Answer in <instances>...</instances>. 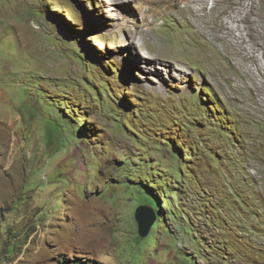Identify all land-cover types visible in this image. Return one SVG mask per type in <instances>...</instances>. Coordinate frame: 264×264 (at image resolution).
<instances>
[{
  "label": "rangeland",
  "instance_id": "1",
  "mask_svg": "<svg viewBox=\"0 0 264 264\" xmlns=\"http://www.w3.org/2000/svg\"><path fill=\"white\" fill-rule=\"evenodd\" d=\"M143 1L0 0V264H264V0ZM110 60L118 106L91 76ZM193 173L217 210L198 214ZM136 182L163 215L146 236Z\"/></svg>",
  "mask_w": 264,
  "mask_h": 264
},
{
  "label": "trees",
  "instance_id": "2",
  "mask_svg": "<svg viewBox=\"0 0 264 264\" xmlns=\"http://www.w3.org/2000/svg\"><path fill=\"white\" fill-rule=\"evenodd\" d=\"M74 12H75V10H74ZM75 13H77V11ZM76 16H77V14H76ZM77 19H79L78 16H77ZM111 66H114L115 67V71H113V69L111 68ZM90 67H92V65H90ZM100 70L101 71H99V76H96L94 73L91 72V76L94 78L95 83H97L99 80H102L104 82L102 84L105 85V86H103V85L99 86L98 91H96L95 94L97 96H99V97H100V95H103V94L106 95L107 94L108 100L110 102H112L115 106H118L119 103H118L117 100L118 99L120 100V95L117 94L115 92V90L118 91V89H120L121 83H123V82L126 81V79H127L126 78V75H125L123 69H121L119 67H116L114 65L113 61H111V60H110V64L108 66L104 67L102 65ZM114 79H116V81H115V83H112V81H114ZM93 82H94L93 80L88 81L89 84H91ZM210 91L213 93V97L214 96L216 97V94L212 90H210ZM119 93L121 94V92H119ZM206 96L208 97L207 91H206ZM47 97H50V95H47ZM100 99H101V97H100ZM89 102H90L89 100H86V102L83 103V102H80L78 100L75 103L71 99L68 102V104H66L65 101L62 102V103H60V104H64V107L65 108H67L68 105L69 106H73L71 108V110L75 113L76 111H78V109H82L84 111L87 110V108H89V106H87L89 104ZM119 102H121V100ZM80 104H82V105H80ZM211 108H213V109H211ZM146 111H151V110L148 109ZM203 111L206 114L208 112L212 113L214 111L215 113H217V117H219L220 119L223 118L224 121L221 122L220 120L217 119L221 123L214 122V125L215 126H218L220 129H223V130H233V131H235V132H232V135L234 136V139H236V141L239 143V138L241 137V134L240 133H237V124H236L237 122L234 119V116L233 115H231L230 113H227V112L220 114L219 112H222L223 110H220V105L217 104V103L216 104H211L210 103L208 106H206V109H203ZM114 115L117 118H120L119 115H116V114H114ZM120 119H122V118H120ZM171 121H172V123H173L174 126H176V127L180 126L178 120L171 119ZM121 122H123V121H121V120L119 121V123H120L119 127L122 128L124 126V124H123L124 122L123 123H121ZM227 124H228L229 127L226 126L227 127L226 128L225 125H227ZM56 125L57 126H60L59 123H56L55 122V128H56ZM50 127H51V131H53L52 125H50ZM133 130L136 132L135 128ZM150 131H152V130H150ZM166 133H169V132H166ZM171 133H174V132H171ZM50 134H51V132H50ZM136 134L138 136L141 135V137L142 136H145L144 135L145 133H143V132H136ZM178 134H175V137H173V138H176L177 137L176 135H178ZM198 135H201V134H198ZM146 137L153 139L152 137H149V136H146ZM154 137L159 142H161L162 144L168 145L167 141H170L174 145V142L172 141V139H171L170 136L169 137L168 136L167 137H160V139H158L157 136H156V133H155ZM180 137H183L182 140H180V141H182L183 142L182 145L185 146L186 145L185 144V141H186L185 139L188 138V134H183V136H180ZM229 138L231 139L230 136H229ZM201 140L202 141H205V139H201ZM202 145L205 148L206 157H208V158H215V160L213 162H217L218 163V161H220V156L218 154L219 152H217L218 148L209 146V141L202 142ZM190 155L192 156V158H194L196 160L199 159V157L195 156L196 155L195 152H192V154H190ZM202 156H203V154H202ZM206 162H207V164H206L205 170L207 172H209V169H211V167H212L211 164H210L211 161L209 162L208 160H206ZM222 166H223V164L221 166H219V167H222ZM160 171L163 172V170H161V169H160ZM187 176L193 178L194 179V182L196 183V186L198 187V189L195 192H193L191 190L192 194H196V199L198 200V202L200 201V206L201 207L199 209L200 211L198 212V214H200V212L203 210V208H207L208 206H209V208L212 209V211L217 210L218 207L216 206V204L214 203V201L215 200L218 201V198H213L212 194H208L206 192V189H207L206 188V184H205L206 182H203L201 180V178H200L201 177V174H198L197 175V174L193 173V175L187 174ZM138 178L140 179L141 176H138ZM146 181L152 183L154 185V187H156V189L158 190L159 194L161 195V186H159L156 181H154L152 179H149V180H146ZM168 182H171V183L173 182L172 179L170 178V176L168 178ZM165 183L167 184V181ZM189 186H190V189H192V184L189 185ZM133 187L137 191H141L140 190L141 187H144L145 188V191H143V195H144L143 197L145 199L144 201L146 203H148L151 206L152 209H154L153 212L156 214V220L157 219H160L163 215H161V216L158 215L160 213V211H159L160 210L159 199H158V196L157 195H153L152 194V191H154L155 188L153 186H151V184H147V186H145L141 182H136V186H133ZM232 187H234L232 184H229L228 186H221L220 184H218V186L216 187L217 188V193L220 196H221V193H222L223 197L225 198L226 197V192L225 191L231 189ZM176 191L179 192L181 195H185V189L184 188L183 189H180L179 191L178 190H173L172 193H177ZM200 193H202V194H200ZM234 194L237 196L236 193H234ZM161 196L164 197V195H161ZM208 217L211 218V221H212V218H214L213 216H210V214H208L207 218ZM190 229H192V228H190ZM165 230H168V229L165 228ZM184 232L185 233H189V231H187V230H184ZM137 239H141L142 241H144L146 238L137 237ZM75 257L76 256H73L72 259L71 258L70 259L63 258V259L60 260V264H97V263H94L92 260L90 261L88 259H81V258L76 259ZM186 259L189 260V261L192 260V263L194 261L193 260L194 258L191 255H188L186 257ZM140 264H142L141 261H140Z\"/></svg>",
  "mask_w": 264,
  "mask_h": 264
},
{
  "label": "water",
  "instance_id": "3",
  "mask_svg": "<svg viewBox=\"0 0 264 264\" xmlns=\"http://www.w3.org/2000/svg\"><path fill=\"white\" fill-rule=\"evenodd\" d=\"M144 207L140 208L136 212V218L138 220V231L141 236H146L149 232L150 227L156 220V215L151 210L143 217Z\"/></svg>",
  "mask_w": 264,
  "mask_h": 264
},
{
  "label": "bare ground",
  "instance_id": "4",
  "mask_svg": "<svg viewBox=\"0 0 264 264\" xmlns=\"http://www.w3.org/2000/svg\"><path fill=\"white\" fill-rule=\"evenodd\" d=\"M152 0H145V1H143V5L145 6V7H148V5H149V3L151 2ZM187 1V0H186ZM197 1H201V2H204L205 0H196L195 1V3L197 2ZM202 4V3H201ZM216 4V3H215ZM217 5V4H216ZM152 62V61H151ZM157 68V70L158 69H160V67H155V69ZM162 72V71H161ZM159 77H161L160 75H159Z\"/></svg>",
  "mask_w": 264,
  "mask_h": 264
},
{
  "label": "clouds",
  "instance_id": "5",
  "mask_svg": "<svg viewBox=\"0 0 264 264\" xmlns=\"http://www.w3.org/2000/svg\"><path fill=\"white\" fill-rule=\"evenodd\" d=\"M154 213V212H153ZM155 214V213H154Z\"/></svg>",
  "mask_w": 264,
  "mask_h": 264
}]
</instances>
